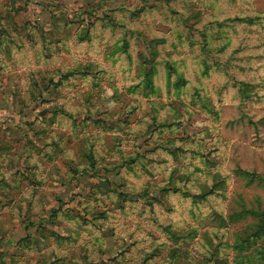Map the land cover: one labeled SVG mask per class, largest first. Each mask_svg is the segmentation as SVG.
Here are the masks:
<instances>
[{
	"label": "rangeland",
	"instance_id": "374dc122",
	"mask_svg": "<svg viewBox=\"0 0 264 264\" xmlns=\"http://www.w3.org/2000/svg\"><path fill=\"white\" fill-rule=\"evenodd\" d=\"M0 264H264V0H0Z\"/></svg>",
	"mask_w": 264,
	"mask_h": 264
}]
</instances>
